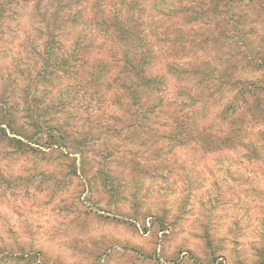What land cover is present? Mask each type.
Segmentation results:
<instances>
[{
	"label": "rangeland",
	"instance_id": "obj_1",
	"mask_svg": "<svg viewBox=\"0 0 264 264\" xmlns=\"http://www.w3.org/2000/svg\"><path fill=\"white\" fill-rule=\"evenodd\" d=\"M73 1L59 9L68 13ZM55 2L18 0L0 21V264H197L190 255L201 264H264V166L239 148L202 152L167 137L168 127L139 123L113 86L79 90L72 40L83 24L59 35L56 22L50 34L40 13H53ZM242 12L248 25L237 37L221 35L216 48L207 35L202 45L231 86L259 76L246 64L263 44L264 9ZM178 82L168 79L171 90ZM229 90L193 95L215 99L195 127L211 123ZM100 94L91 109L86 101ZM32 113L43 126L77 127L82 155L13 146L12 137L25 142L20 132L44 138L33 133ZM218 128L225 125L214 118Z\"/></svg>",
	"mask_w": 264,
	"mask_h": 264
},
{
	"label": "trees",
	"instance_id": "obj_2",
	"mask_svg": "<svg viewBox=\"0 0 264 264\" xmlns=\"http://www.w3.org/2000/svg\"><path fill=\"white\" fill-rule=\"evenodd\" d=\"M17 2L0 0V21L7 6ZM60 2L56 0L53 13L41 12L40 16L49 32L59 22V35L67 25L83 24V32L81 29L72 40L79 90L91 85L92 93L98 94L113 86L125 99L128 117L136 116L139 123L168 127L171 133L167 137L190 143L192 149L202 152L239 148L247 160L264 166V37L260 38L262 46L247 56L250 61L246 66L253 63L250 70L259 73L258 80L236 79L235 86H231V74L226 69L211 67L215 51L202 47L207 35L213 37L209 45L216 48L221 35L231 40L237 37L239 28L248 25L241 12L264 9V0H74L66 5L68 13L59 9ZM172 77L179 82L171 90L168 79ZM211 87L221 90L222 95L230 88L231 95L218 101V112L213 114L211 123L195 127L194 118L203 116L208 101L215 99L211 94L199 99L193 95ZM94 98L86 101L91 109L96 105L93 102L103 103L102 94ZM34 116L30 114L33 133L43 132L44 138L39 140L20 132L27 143L12 137L13 146L21 148L26 144L33 149L27 145L31 142L38 148L56 145L82 155L84 144L78 143V137L84 134H79L77 127L62 123L43 126ZM214 118L225 128L211 130ZM8 123L16 131L11 120ZM190 258L201 264L194 256Z\"/></svg>",
	"mask_w": 264,
	"mask_h": 264
}]
</instances>
